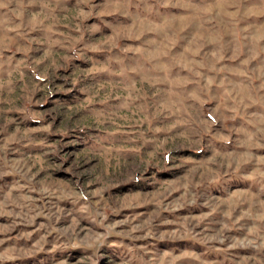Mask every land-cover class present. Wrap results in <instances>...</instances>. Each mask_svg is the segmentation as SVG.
Returning <instances> with one entry per match:
<instances>
[{
	"label": "rangeland",
	"instance_id": "374dc122",
	"mask_svg": "<svg viewBox=\"0 0 264 264\" xmlns=\"http://www.w3.org/2000/svg\"><path fill=\"white\" fill-rule=\"evenodd\" d=\"M0 264H264V0H0Z\"/></svg>",
	"mask_w": 264,
	"mask_h": 264
}]
</instances>
